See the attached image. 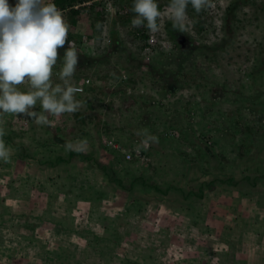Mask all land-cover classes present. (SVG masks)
Instances as JSON below:
<instances>
[{"label":"rangeland","instance_id":"rangeland-1","mask_svg":"<svg viewBox=\"0 0 264 264\" xmlns=\"http://www.w3.org/2000/svg\"><path fill=\"white\" fill-rule=\"evenodd\" d=\"M116 2L101 33L69 27L72 83L90 80L77 112L0 114V264H264V0H208L204 30L186 12L176 39L158 0L149 49Z\"/></svg>","mask_w":264,"mask_h":264},{"label":"clouds","instance_id":"clouds-1","mask_svg":"<svg viewBox=\"0 0 264 264\" xmlns=\"http://www.w3.org/2000/svg\"><path fill=\"white\" fill-rule=\"evenodd\" d=\"M208 0H170L168 17L174 28L185 32L186 9L189 4L196 12ZM131 20L134 28L159 30L161 12L157 0H133ZM69 26L53 0H0V114H23L37 125H51L49 116L75 113L82 104L76 99L81 91L72 83L78 63V50L68 40ZM68 40L61 58L59 80H52L57 65L58 48ZM24 87H21V86ZM40 106L41 112L34 109ZM0 128V161L8 162L10 149L2 140ZM152 142L158 138L150 136ZM71 143L66 148L72 149Z\"/></svg>","mask_w":264,"mask_h":264},{"label":"trees","instance_id":"trees-1","mask_svg":"<svg viewBox=\"0 0 264 264\" xmlns=\"http://www.w3.org/2000/svg\"><path fill=\"white\" fill-rule=\"evenodd\" d=\"M86 1H90V0H53V2L55 3L56 7H59L61 10H64L65 8H68V7H71L70 11L68 13L69 14L68 16H70V20L68 22L70 29L74 28L76 26V24L78 22V19L80 17H86L87 16L89 24L94 25V30L92 28L91 32L89 31V32H87V34L89 36H94L97 32L101 33V31L103 29V20H104L103 17H104V13H105L104 11H105V8H106V6H105L106 5V3H105L106 0H92V2H91L92 4L87 6V7L86 6H80L78 8H74V6L76 4H79V3L82 4V3H85ZM122 1L125 2L126 0H121V2ZM130 3H133V2H130ZM114 4L118 5V2H116V0H114ZM119 4H120V2H119ZM162 7L163 6L159 2L158 3L159 10H161ZM85 11H86V13H85ZM119 11H120V9L118 10V12ZM186 12L191 17V19L193 21V24L195 25V23L198 22V26H199L198 29L200 30V27H201L202 30H204L205 22L207 21L204 9L202 8V10L200 12H196L192 8L191 4H189L187 9H186ZM119 13H122V12L120 11ZM126 13H127L126 14V18L132 20V18L135 15V13H133V11H132V8H130L128 11H126ZM199 23H200V25H199ZM168 31H169V35L172 38H174V39H176V37H178L182 33V31H180V30H178V29H176L174 27H169ZM68 33L70 34V36L74 35L73 32H71V30H69ZM116 33L117 32H115L113 30V33L111 34L112 39L114 40V42H118L119 41L118 38L116 40V37H117ZM128 33H129V31H128ZM131 33H129V35H127V36H130V38L134 39L135 41L136 40H140L141 42L145 43V45L143 44V49H146V48L149 49L150 47H154L155 44H156V41L152 40V37H151V34H150L149 30L146 27H144V26H141V27H138V28H134V30ZM68 40H69V38H68ZM68 40H66V41H68ZM66 43H68V42H65V45H66ZM130 85H133V84H130ZM125 92H126V90H125ZM127 93H128V90H127ZM129 94L128 95L126 94V95L130 96ZM78 115L81 116V114H78ZM240 128H241V130H243L244 126H243V128H242V126H240ZM251 130H252V128L250 127V130H247V131H251ZM124 151H126V150H124ZM138 151H139L140 155L141 154H145L144 149L143 150L141 149V150H138ZM135 152L132 151V159H130L129 161L136 160V157L138 156V154H136L137 152L136 153ZM124 156H125V154L123 152V157ZM124 159L127 160L126 158H124ZM60 160L65 161L64 159H61V158H60ZM139 179H142V177H137L136 176V177L133 178V181L136 182ZM13 181H15L14 178H13ZM11 184H8L10 190L13 189V186ZM13 184H15V183L13 182ZM60 189H63V188H60ZM5 209L7 210V207ZM7 212H8V210H7Z\"/></svg>","mask_w":264,"mask_h":264},{"label":"built area","instance_id":"built-area-1","mask_svg":"<svg viewBox=\"0 0 264 264\" xmlns=\"http://www.w3.org/2000/svg\"><path fill=\"white\" fill-rule=\"evenodd\" d=\"M77 7H78V6H77ZM89 82H90V80H85V81H83V82H80V83H78V84H75V86H78V87L81 89V91H80L79 93H82V92H84V91L87 90V89H86V86L88 85ZM124 154H125V158H126L127 160L132 159V151H131V150H127V151H125Z\"/></svg>","mask_w":264,"mask_h":264}]
</instances>
